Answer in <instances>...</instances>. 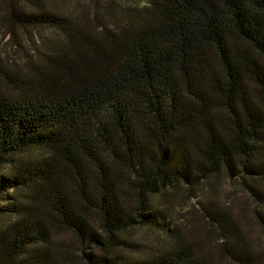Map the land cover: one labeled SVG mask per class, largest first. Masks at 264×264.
Returning <instances> with one entry per match:
<instances>
[{"label":"trees","instance_id":"1","mask_svg":"<svg viewBox=\"0 0 264 264\" xmlns=\"http://www.w3.org/2000/svg\"><path fill=\"white\" fill-rule=\"evenodd\" d=\"M98 1L0 0L21 52H0V264H218L155 201L225 175L264 236V0ZM199 209L222 257L261 264L229 207Z\"/></svg>","mask_w":264,"mask_h":264},{"label":"rangeland","instance_id":"2","mask_svg":"<svg viewBox=\"0 0 264 264\" xmlns=\"http://www.w3.org/2000/svg\"><path fill=\"white\" fill-rule=\"evenodd\" d=\"M59 11H78L80 7L86 8L92 5L93 0H47ZM99 0V6H102ZM6 30L0 23V52L2 56L14 59L21 58V52L14 46ZM44 37L42 32H37L35 40ZM214 190L211 191L208 184L203 185L198 197L188 200L187 194L182 188L171 191L166 199H157L155 202L168 217L171 227H178L183 234L205 240V249L212 253L218 264H231L225 257H222L213 246L219 244V237L214 230L206 223L200 213V204L215 202L218 206L224 204L236 218V223L241 233L249 242L255 253L263 254L261 264H264V236L255 222V211H260L256 198L249 195L247 191L240 188L238 181H231L225 175H219L213 181ZM264 190L263 188H261ZM130 241L139 242L138 253L145 255L152 249L155 242V235L150 231L135 229L126 234Z\"/></svg>","mask_w":264,"mask_h":264}]
</instances>
